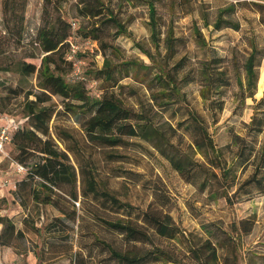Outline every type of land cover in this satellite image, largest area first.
Returning <instances> with one entry per match:
<instances>
[{"label": "trees", "instance_id": "16d2710c", "mask_svg": "<svg viewBox=\"0 0 264 264\" xmlns=\"http://www.w3.org/2000/svg\"><path fill=\"white\" fill-rule=\"evenodd\" d=\"M120 1L129 3L133 0ZM155 2L156 0H146L150 40L154 50L142 42H136L147 58L113 60L106 54L107 49L118 52L117 46L104 39L107 27L115 29L114 36L130 34L126 21L112 6L113 0H79L78 13L88 17L90 22L77 25L75 29L72 28V21L64 18L61 13L51 15L48 8L44 7L41 26L31 40V45L27 44L23 54L17 59L6 61L1 58L6 50L3 48L4 43L0 45V62L4 63L1 68L16 69L21 75L35 73L39 88L35 92L24 91L23 88L0 83L5 92L0 94V113H7L12 96L21 93L25 95L21 119L13 126L11 134L15 149L13 160L28 167L26 175L15 185V191L24 198L30 197L36 202L52 204L72 220L79 216V204L76 206V202L79 203L80 195L103 206L110 204L117 210L132 208L128 202L100 186L91 156L82 155L85 163L79 161L74 147L69 143L79 146L80 138L77 139L70 129L60 125L54 127V132L50 129V121L56 113L55 105L48 104L52 95L62 97L65 112L84 114L80 119V127L83 132L81 137L86 145L94 144L112 150L128 144L130 139L143 140L168 159L171 166L187 180L192 178L197 169L204 171L200 188H208L210 199L224 197L230 205L234 204L235 198L251 194L252 185L264 189V175L260 174L264 167V138L256 148L254 143H247L244 136L233 134L232 143L236 149L231 159H228L214 141L206 118L191 106L184 90L185 84L194 79L198 80L200 95L210 112L212 123H217L224 106V86L229 83L227 71L222 65L223 57L211 54L199 62L196 73L191 70L184 71L187 57L178 55L179 39L175 36L171 21L161 39L163 32L156 16ZM27 3L28 0H1L3 34L20 43L25 30ZM179 3L183 6L186 1L179 0ZM237 4H247L258 12L259 22L264 26V0H231L226 7L219 10L214 22L216 28L240 27L238 21L224 15L225 12H233ZM170 6L173 11L174 4L171 3ZM56 7L60 9V6ZM72 35L77 36L80 41L92 39L96 42L97 49L100 48L106 54L101 67H84L80 78L71 76L73 63L67 57ZM196 36L202 45H206L200 32ZM250 46L244 63L246 85H243L241 79L240 85L243 93L247 89L248 96L253 97L259 79L258 67L264 57V44L260 45L251 40ZM77 55L84 60L86 58L85 52L78 51ZM27 58L33 61H27ZM35 59H39V62L34 61ZM126 77L143 83L146 92L141 94L132 84L123 83L122 80ZM89 81H99L100 89L94 93L88 86ZM31 95L34 98H30ZM131 96L135 98L134 104L127 101ZM169 109H173L174 115H179L175 123L171 119L175 116L166 115ZM255 109L256 112L259 109L264 112V90L255 103ZM181 127L190 130L191 141L184 140ZM247 127L250 132L262 133L264 116L254 113ZM53 133L66 144V150L60 149L52 137ZM69 153H73L79 163L80 190L77 185L78 170ZM107 154L114 159L122 157L121 153L114 151ZM250 163L254 165V169L240 179L239 170L243 172ZM36 178L39 188L35 186ZM64 185H68V188L65 189ZM2 200L7 201L5 198ZM62 200L72 201L71 211L62 204ZM95 215L106 226L121 233L126 241L151 243L147 248L134 244L120 250L97 238L119 264H240L244 260L243 237L253 230L256 220L254 213L232 220L229 227L223 226L219 219L208 220L201 223L202 231L198 232L183 228L169 211L154 206L152 201L141 210V221L131 217L109 219L96 213ZM27 222L24 218V227L19 228L7 214H0V246H17L16 242L25 237L29 227L38 236L43 234L42 227L31 223L27 225ZM150 229L167 238L169 243H154ZM53 238L59 236L55 235ZM55 242L48 241L47 245ZM28 250L17 252L26 253ZM32 251L37 258L36 264H41V249L34 246ZM256 254V251L249 250L246 264H251L249 259L254 260L253 256ZM80 258L77 252L71 255L73 264H77Z\"/></svg>", "mask_w": 264, "mask_h": 264}, {"label": "rangeland", "instance_id": "374dc122", "mask_svg": "<svg viewBox=\"0 0 264 264\" xmlns=\"http://www.w3.org/2000/svg\"><path fill=\"white\" fill-rule=\"evenodd\" d=\"M79 0H28L25 9V30L23 32L22 42H18L13 37L7 36L2 30V10L0 0V45L6 52L1 58L6 61L19 58L24 47L31 45V40L35 37L38 28L43 21V8L47 7L51 15L61 13L69 21L76 22L77 25L90 22L88 17L79 15L77 3ZM126 1V0H122ZM186 3L181 6L179 0H156V16L161 26V39L165 35L166 28L171 21L175 36L178 40V55H185L187 66L184 71L191 70L196 73L199 62L211 54L223 57L222 65L227 71L229 83L224 86L223 110L219 113L217 123H212L210 112L204 104L200 95V82L196 79L184 85V90L190 101L191 106L196 108L205 118L216 144L222 148L223 155L228 159L234 154L236 146L232 143L233 134L237 133L245 137L247 143L252 142L258 148L264 138L262 133H253L248 130L247 123L251 120L254 113L258 116H264L263 110L256 112L255 103L263 95L264 90V57L258 67V83L253 97L248 96V90L242 92L240 79L243 85H246V73L244 63L248 56L251 46L250 41L264 44V26L259 22V14L247 4H237L236 9L229 13L225 12V17L238 21L240 27L225 26L216 28L214 22L218 16L219 10L226 7L231 0H185ZM174 4L173 11L170 4ZM60 6L57 9L56 6ZM114 9L120 17L126 21L130 34L124 33L114 36V28L109 26L104 34V39L118 47V52L114 53L110 49L106 54L113 60L119 58H147L138 48L136 42H142L145 46L154 50L150 40V27L148 16V5L146 0H133L131 2H122L113 0ZM2 31V32H1ZM204 36L206 45H202L197 34L199 32ZM81 46V52L86 53L84 63L81 69L92 67H101L104 61V51L92 44L76 40ZM161 44H163L161 42ZM162 47V45H161ZM27 61H33L30 58ZM38 61L39 59H35ZM94 61V62H93ZM94 63V64H93ZM0 83L23 88L24 91H39L37 86L36 74L21 75L16 69L6 70L4 63L0 62ZM123 83L132 84L139 93L146 92L143 83L137 82L129 77L122 80ZM88 86L97 92L101 83L90 82ZM0 94H5L0 85ZM24 94L21 93L12 96L11 104L7 108V113L12 117L13 123L21 119ZM244 96V100L242 97ZM30 98H34L33 95ZM127 101L134 104L135 98L128 97ZM56 107V113L53 115L50 126L54 132V127L60 125L70 129L80 143L74 145L79 161L85 163L82 155H89L93 158V166L96 169V175L100 186L107 188L121 200L128 202L132 208L130 210H117L110 204L103 206L96 203L93 199L79 196V205L77 206L78 217L72 220L65 217L52 204H44L34 201L32 198H24L21 193L15 191L17 181L25 175V171H18L14 164L12 156L14 155V145L8 141L4 149L0 151V214H7L13 219L16 226L24 227V218L27 219V225L35 224L42 227L43 234L38 236L30 227L26 229L25 237L17 241V246H0V264H36L37 258L32 251L34 246L41 249L43 253V262L41 264H73L71 255L77 252V264H119L114 259L108 249L98 241H106L120 250H125L134 244L137 247L147 248L151 246L149 242H128L118 231L109 228L102 223L97 215H102L109 219L116 217H131L140 220V212L151 201L156 207L169 211L175 220L185 229L202 231L201 223L219 219L223 226L229 227L234 219L255 214V224L253 230L243 237L242 252L244 260L240 264H246L249 250L256 251L253 259H249L251 264H264V189L255 185L251 186V194L239 196L234 199V204L230 205L224 197L212 200L208 197V188L201 189L200 182L203 179L204 171L197 169L190 180L182 177L170 164L169 160L158 153L149 143L138 138L130 139L129 143L118 147L117 149H106L98 145H86L81 137L83 132L80 127V119L84 117L83 113H67L64 111L62 97L52 95L48 102ZM173 109H169L166 115L175 123L179 115L173 114ZM5 119L0 117V125L5 123ZM185 141L192 140L190 130L180 128ZM52 137L60 147L66 150V144L61 141L54 133ZM68 143V141H67ZM114 151L121 153V158H111L107 152ZM70 159L78 170V189L80 190V167L73 153H69ZM198 158H203L198 155ZM30 163V162H29ZM30 165V164H29ZM254 165L248 164L243 172L239 170L240 179H243L252 172ZM260 174L264 175V167ZM35 186L39 188L36 178ZM65 189L68 185H64ZM59 192V189L55 188ZM27 190H25L26 192ZM157 194V197H156ZM2 198L7 201L4 202ZM69 200V198L66 196ZM62 204L69 210L73 208L72 201L62 200ZM53 223V224H52ZM55 223V226H54ZM48 225H52L48 229ZM1 226V225H0ZM153 242L160 245H166L169 240L159 236L152 229ZM59 238H53V236ZM55 240V243L47 245L48 241ZM24 249H29L26 253H18Z\"/></svg>", "mask_w": 264, "mask_h": 264}, {"label": "built area", "instance_id": "2783aa9c", "mask_svg": "<svg viewBox=\"0 0 264 264\" xmlns=\"http://www.w3.org/2000/svg\"><path fill=\"white\" fill-rule=\"evenodd\" d=\"M76 27H77V23L72 22V28L75 29ZM77 39H79L77 36L72 35V38L70 40V50L68 51V54H67L68 59L71 60L73 63V71H72L71 76L74 78L82 77L81 64L84 63V59L77 55V52L82 50L81 46L76 41ZM83 41L87 44H92L94 46H97L96 42L90 38H86ZM1 118L5 119L6 121L2 125H0V151L4 149V145L6 142L11 141L12 128L16 124V123H13L12 117L8 114H2ZM14 164L18 171L26 172L28 169L27 166L17 161H14ZM76 203L77 205L79 204L78 202Z\"/></svg>", "mask_w": 264, "mask_h": 264}, {"label": "crops", "instance_id": "0c3cea01", "mask_svg": "<svg viewBox=\"0 0 264 264\" xmlns=\"http://www.w3.org/2000/svg\"><path fill=\"white\" fill-rule=\"evenodd\" d=\"M1 117V116H0Z\"/></svg>", "mask_w": 264, "mask_h": 264}]
</instances>
